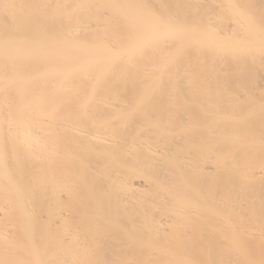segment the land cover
I'll use <instances>...</instances> for the list:
<instances>
[{
	"label": "bare ground",
	"instance_id": "bare-ground-1",
	"mask_svg": "<svg viewBox=\"0 0 264 264\" xmlns=\"http://www.w3.org/2000/svg\"><path fill=\"white\" fill-rule=\"evenodd\" d=\"M0 264H264V0H0Z\"/></svg>",
	"mask_w": 264,
	"mask_h": 264
}]
</instances>
